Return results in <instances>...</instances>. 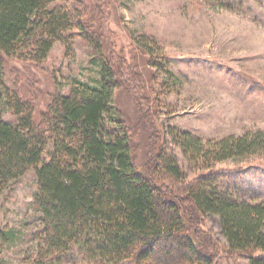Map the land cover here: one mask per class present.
Segmentation results:
<instances>
[{"label": "trees", "instance_id": "1", "mask_svg": "<svg viewBox=\"0 0 264 264\" xmlns=\"http://www.w3.org/2000/svg\"><path fill=\"white\" fill-rule=\"evenodd\" d=\"M85 11L77 0H0V108L16 116L11 122L0 114V195L31 170L37 180L39 216L19 264H216L201 251L205 237L191 217L180 212L169 190L159 188L163 180L185 183L182 191L194 211L219 218L230 255L264 264L263 200L222 191L210 173L188 182L173 155L152 148L154 137L148 158L154 178L146 164L136 165V130L114 100L121 86L114 58L105 54L103 34ZM73 33L92 48L98 77L76 80L38 116L33 102L6 85L3 56L41 63L56 42L71 51ZM140 97L145 117L148 98ZM169 135L194 169L203 171L264 148L263 131L204 141L171 127ZM15 234L0 231V239Z\"/></svg>", "mask_w": 264, "mask_h": 264}, {"label": "rangeland", "instance_id": "2", "mask_svg": "<svg viewBox=\"0 0 264 264\" xmlns=\"http://www.w3.org/2000/svg\"><path fill=\"white\" fill-rule=\"evenodd\" d=\"M77 1L103 34L105 54L114 58L121 81L114 100L136 130V165L146 164V174L153 177L154 161L148 158L154 137L152 148L173 155L188 182L210 173L222 191L264 201V148L203 171L194 169L169 135L171 127L204 141L264 132V0ZM154 57L158 62L151 64ZM3 59L6 85L33 102L38 116L76 80L90 82L98 77L92 48L80 33H73L71 51L56 42L41 63L14 56ZM135 85L142 91H136ZM140 96L148 98L145 117ZM0 114L7 121L16 120L5 106ZM158 184L170 191L167 196L176 201L180 212L191 217L205 237L201 251L213 256L216 264L250 263L247 257L229 254L218 217H202L194 211L182 191L185 183L163 180ZM36 191L31 170L0 195V231L16 233L12 240L0 239V264H19L32 245L29 235L39 216L34 206Z\"/></svg>", "mask_w": 264, "mask_h": 264}]
</instances>
